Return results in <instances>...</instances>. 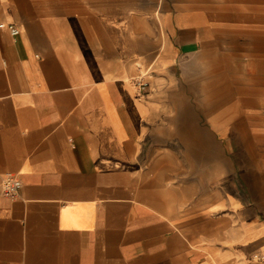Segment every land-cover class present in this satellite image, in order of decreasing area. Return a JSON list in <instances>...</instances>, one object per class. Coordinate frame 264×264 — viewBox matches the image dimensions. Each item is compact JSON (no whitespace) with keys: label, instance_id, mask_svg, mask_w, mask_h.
<instances>
[{"label":"crops","instance_id":"obj_1","mask_svg":"<svg viewBox=\"0 0 264 264\" xmlns=\"http://www.w3.org/2000/svg\"><path fill=\"white\" fill-rule=\"evenodd\" d=\"M0 24V264H264V0H0Z\"/></svg>","mask_w":264,"mask_h":264},{"label":"built area","instance_id":"obj_2","mask_svg":"<svg viewBox=\"0 0 264 264\" xmlns=\"http://www.w3.org/2000/svg\"><path fill=\"white\" fill-rule=\"evenodd\" d=\"M2 25L0 24V28ZM8 31L12 37H16L19 33L18 29L14 26H8ZM139 91H143L146 88L145 83H139L137 84ZM1 186V191L4 195L9 196V197H14L18 194L20 187H21V182L9 174H6L0 182ZM256 260H262L258 256H254Z\"/></svg>","mask_w":264,"mask_h":264}]
</instances>
